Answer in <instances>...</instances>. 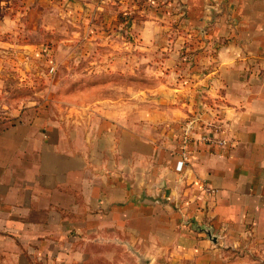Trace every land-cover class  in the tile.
Segmentation results:
<instances>
[{"label":"crops","instance_id":"0c3cea01","mask_svg":"<svg viewBox=\"0 0 264 264\" xmlns=\"http://www.w3.org/2000/svg\"><path fill=\"white\" fill-rule=\"evenodd\" d=\"M69 1L101 55L71 80L102 91L0 103V264H223L264 245V0ZM197 116L228 143L193 142L179 170Z\"/></svg>","mask_w":264,"mask_h":264},{"label":"rangeland","instance_id":"374dc122","mask_svg":"<svg viewBox=\"0 0 264 264\" xmlns=\"http://www.w3.org/2000/svg\"><path fill=\"white\" fill-rule=\"evenodd\" d=\"M79 5L69 0H0L1 105L39 100L50 91L59 101L72 97V101L86 102L102 91L71 80L87 69L88 59L101 56L91 49L94 52L86 54L93 42L83 35L78 12L69 15ZM81 90L83 100L76 94ZM223 264H264V245L247 239L227 250Z\"/></svg>","mask_w":264,"mask_h":264},{"label":"built area","instance_id":"2783aa9c","mask_svg":"<svg viewBox=\"0 0 264 264\" xmlns=\"http://www.w3.org/2000/svg\"><path fill=\"white\" fill-rule=\"evenodd\" d=\"M201 127L206 128L207 131L200 133L198 128ZM223 133L224 127L221 122L215 120L205 122L201 116L189 118L185 122L181 133L182 159L179 161L177 168L182 170L187 164L190 157V146L195 141L221 147L226 146L228 141L223 136ZM205 190L214 192V189L209 186H205Z\"/></svg>","mask_w":264,"mask_h":264},{"label":"water","instance_id":"95a60500","mask_svg":"<svg viewBox=\"0 0 264 264\" xmlns=\"http://www.w3.org/2000/svg\"><path fill=\"white\" fill-rule=\"evenodd\" d=\"M193 229L197 230V231H203L205 232L210 238H213V232H212V227H208V226H201L199 224H194L193 225Z\"/></svg>","mask_w":264,"mask_h":264}]
</instances>
